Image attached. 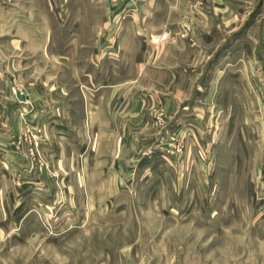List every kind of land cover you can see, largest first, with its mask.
<instances>
[{"label": "rangeland", "instance_id": "rangeland-1", "mask_svg": "<svg viewBox=\"0 0 264 264\" xmlns=\"http://www.w3.org/2000/svg\"><path fill=\"white\" fill-rule=\"evenodd\" d=\"M0 264H264V0H0Z\"/></svg>", "mask_w": 264, "mask_h": 264}, {"label": "crops", "instance_id": "crops-1", "mask_svg": "<svg viewBox=\"0 0 264 264\" xmlns=\"http://www.w3.org/2000/svg\"><path fill=\"white\" fill-rule=\"evenodd\" d=\"M160 49H162V47L160 48ZM158 51H159V49H158ZM172 70V71H171ZM171 70H170V73L172 72H174L172 75H174L175 73L176 74H181L182 75V73L183 72H181L180 70H178V69H176L175 67H171ZM173 78H176L175 76L173 77ZM172 79V78H171ZM174 80V79H173ZM170 82H172V80H170ZM131 88H133V85H131ZM127 89V88H126ZM105 90H109V88H107L106 86H101L99 89H98V92H99V97H101L102 95H103V93H107V91H105ZM120 90L121 89H118V87H114L112 90H110L111 91V93L109 94V101H116V100H118V98H120L121 97V92H120ZM133 90V89H132ZM130 101L132 102V104L134 105V101H139V100H137V99H135L134 98V96H131V98H130ZM116 104H117V101H116ZM137 104V106L139 105V103H136Z\"/></svg>", "mask_w": 264, "mask_h": 264}, {"label": "built area", "instance_id": "built-area-1", "mask_svg": "<svg viewBox=\"0 0 264 264\" xmlns=\"http://www.w3.org/2000/svg\"><path fill=\"white\" fill-rule=\"evenodd\" d=\"M168 37V34L166 32L164 33H160L158 35H154L152 38H151V41L155 44H160L162 43L163 41H165Z\"/></svg>", "mask_w": 264, "mask_h": 264}]
</instances>
